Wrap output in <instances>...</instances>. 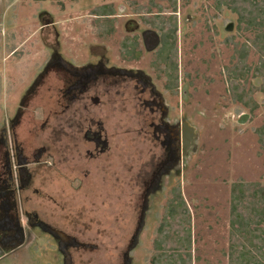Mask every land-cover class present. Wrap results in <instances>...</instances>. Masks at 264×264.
Instances as JSON below:
<instances>
[{
  "label": "rangeland",
  "instance_id": "obj_1",
  "mask_svg": "<svg viewBox=\"0 0 264 264\" xmlns=\"http://www.w3.org/2000/svg\"><path fill=\"white\" fill-rule=\"evenodd\" d=\"M100 6L114 14L97 18ZM263 8L264 0H0V264L65 260L61 242L71 236L49 233L50 226L25 214L36 211L74 234L80 249L75 264H159L156 255L172 259L185 252L178 238L185 240L188 227L191 264H228L231 186L244 180L264 187V143L257 133L264 128L262 31L248 25L251 13ZM61 61L75 72L116 68L145 77L162 99L175 140L193 128L191 146L180 160L171 156L161 164L153 183L143 186L150 147L140 136L136 110L128 106L124 119L118 108L105 106L110 153L91 161L74 153L65 123L76 102L56 98L53 87ZM235 92L251 97V105ZM21 112V126L12 127ZM25 129L24 145L31 142L29 130L35 131L32 140L45 134L63 143L68 160L58 163L61 151L52 150L56 164L47 169L45 188L44 157L31 146L33 165L24 171L38 167L36 181L26 173L11 198L2 190L15 161L12 141L20 146L18 133ZM34 187L42 192L34 194ZM171 202L177 215L170 219Z\"/></svg>",
  "mask_w": 264,
  "mask_h": 264
},
{
  "label": "flooded vegetation",
  "instance_id": "obj_2",
  "mask_svg": "<svg viewBox=\"0 0 264 264\" xmlns=\"http://www.w3.org/2000/svg\"><path fill=\"white\" fill-rule=\"evenodd\" d=\"M106 16L109 15L99 16L96 14L97 18ZM162 41L163 40L160 38L159 44H161ZM133 43L135 47L132 46V48L137 49L136 41ZM149 45H151V43H149ZM125 47H127L126 44ZM55 67L57 75L54 77V80L56 86H52L54 87V90H57L56 92L58 96H56V98L59 99L60 97L62 101H65L67 98V105L72 103L74 104L76 102V105H74L76 108L75 111H73L75 114L67 120V123H65V126L69 128V143L71 145L73 144L74 147L70 144L67 146H71L72 149H74V153L76 151L82 153L84 152L87 154L86 158L88 161L101 160L102 158L107 157L110 153L111 142L108 129L105 125L107 116L105 113L107 110H104L105 106V108H118L120 110L119 112L124 115V119H126V110L128 106H131L134 111L136 110L135 112L138 116V129L140 136L146 140L150 147V151H148L149 159L147 160L142 173H140L141 179L139 184L143 186L151 185V183H153V177L156 175L161 164L172 157H177L180 160L182 151L189 148V146L185 145L184 132L181 138L177 141L175 140V134L173 132L174 129L165 120L168 114L164 112L162 99L153 88L150 81L145 77L116 68H107L102 70V72H96V74H94L91 69H84L81 72H75L78 70L72 71L70 67L64 66V61H61L60 65ZM47 72L48 70L46 69V72L43 75H46ZM47 79L48 78L43 81V84ZM62 104H64V102H62ZM24 116L25 113L21 112L18 116L20 118L18 119L17 124H12V127L21 126V119ZM29 131V135H31L29 140H31V142H27V145H24V142L26 143L24 136H27L26 133H28L27 129H25L23 133H18V135L22 138L20 146H16L15 144L13 145L12 141L11 148L13 154L15 155V161L13 167L11 163L8 166L9 173H7V183L9 187L2 190L4 194L9 193L11 198L14 197L16 192L18 193L20 191L19 188L24 186V183H21L25 180L24 177L26 173L29 175L31 173L34 183L36 181L39 170L38 167L35 166L27 171H24L26 170V167L31 164L30 154L33 155L34 153L30 152L31 146L35 147L37 154H39V156H37L38 158L42 156L44 157L43 161L40 162V164L44 163L43 171H41L40 174V181L41 184H45V188L49 176V171H47V169L49 167L53 168L56 164V157L55 154L52 153V150L56 149L58 152L61 151L62 153H59V156L62 157H58V163L62 162L64 158L68 160V157H66V154L63 152V143L60 144L58 143L59 141L55 142L53 141V138H48L45 134H43L42 137H37L32 140V132L35 131ZM3 139L4 146L10 148L9 137L6 133L3 134ZM18 140L19 139L16 138L14 141L16 142ZM170 148L173 150H170ZM48 158H51L50 160L52 161ZM16 167H23V173H21V171H16ZM57 171L60 173V170ZM14 175L17 178H14ZM61 185L62 184L60 183L58 186L60 187ZM59 190L62 193V189L59 188ZM41 192V188L34 187V194ZM8 199L11 201L10 198ZM42 213L44 216L40 213V211H36L35 213L25 212V214H27L30 218L34 216L37 222L41 223L40 225L45 224L46 226H50V229H48L49 233L59 232L60 234H67L73 237L74 234L61 228L57 222L53 223L47 220V213ZM22 222L24 226L27 224L25 221ZM37 229L40 230V227L37 226ZM26 233V230L24 232L22 231L18 234V236L23 238L26 236ZM71 237H66L67 240L64 242L62 241L63 243L61 242L64 246L62 250L66 252L65 260L63 262L61 260L62 264H65V261L66 264L76 263L75 255L80 249L79 247H75L73 244L74 241ZM58 240L60 241V239ZM66 254L69 256L68 258Z\"/></svg>",
  "mask_w": 264,
  "mask_h": 264
},
{
  "label": "trees",
  "instance_id": "obj_3",
  "mask_svg": "<svg viewBox=\"0 0 264 264\" xmlns=\"http://www.w3.org/2000/svg\"><path fill=\"white\" fill-rule=\"evenodd\" d=\"M175 2L176 1H173L174 5ZM174 9H176V5L174 6ZM173 11L175 12L176 10ZM94 14H97L99 16H105L114 13L113 9H110L107 6H100V8L95 9ZM251 14L252 15H250L248 20V25H259L258 27L262 32L258 34L257 44L260 45L259 47L261 51L264 52V8L260 11L252 12ZM172 18L176 17L174 16L171 17V19ZM148 21L151 24L152 20ZM174 23L176 25V21H174ZM154 25L157 24L154 23ZM161 29H164V25ZM170 32V36L173 39L172 43L175 44L176 26L174 29H171ZM164 43L166 45V40ZM173 70H177L176 64L173 67ZM262 87V91L264 92V84ZM235 93L236 99L243 103V105L247 107L251 105L250 103H252V101L248 100L252 99L251 97H248V99H246L244 97V94L237 92ZM255 107L256 104H253L250 107V110L254 111ZM257 133L259 135L260 142L264 143V128L258 129ZM178 201L179 200H177V202ZM173 205H177V203L171 202L168 206V214H170V219L172 217V214L177 215L176 208L175 212L171 210V207ZM189 223L190 216L188 224ZM190 230L191 229L188 227V235L186 236L184 241L181 240L178 235V242L183 243V247H185L186 249L185 252H177L176 254H174L172 259H164L163 255H156L154 258L155 263L191 264L192 254L190 252ZM163 240L165 241L164 238L160 240L161 243H163ZM158 249H160V246L158 247ZM228 258L229 264H264V187L260 186L256 182H247L244 180H239L234 182L231 186V230Z\"/></svg>",
  "mask_w": 264,
  "mask_h": 264
},
{
  "label": "water",
  "instance_id": "obj_4",
  "mask_svg": "<svg viewBox=\"0 0 264 264\" xmlns=\"http://www.w3.org/2000/svg\"><path fill=\"white\" fill-rule=\"evenodd\" d=\"M247 115L244 114L242 117V120L245 119ZM184 139H185V145L186 146H191L193 140H194V130L192 127H187L184 130Z\"/></svg>",
  "mask_w": 264,
  "mask_h": 264
},
{
  "label": "crops",
  "instance_id": "obj_5",
  "mask_svg": "<svg viewBox=\"0 0 264 264\" xmlns=\"http://www.w3.org/2000/svg\"><path fill=\"white\" fill-rule=\"evenodd\" d=\"M228 264H229V258H228Z\"/></svg>",
  "mask_w": 264,
  "mask_h": 264
}]
</instances>
